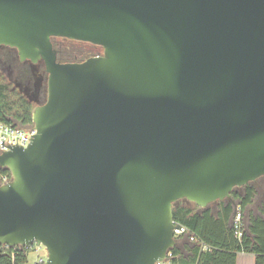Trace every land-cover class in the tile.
I'll use <instances>...</instances> for the list:
<instances>
[{"label": "water", "instance_id": "obj_1", "mask_svg": "<svg viewBox=\"0 0 264 264\" xmlns=\"http://www.w3.org/2000/svg\"><path fill=\"white\" fill-rule=\"evenodd\" d=\"M53 37L104 53L61 62ZM0 45L49 74L31 143L0 153V247L156 264L178 200L264 176V0H0Z\"/></svg>", "mask_w": 264, "mask_h": 264}, {"label": "trees", "instance_id": "obj_2", "mask_svg": "<svg viewBox=\"0 0 264 264\" xmlns=\"http://www.w3.org/2000/svg\"><path fill=\"white\" fill-rule=\"evenodd\" d=\"M57 38L65 37L52 38L59 61L86 60L66 54L55 44ZM92 45L101 54L104 53L102 46ZM0 60H4L0 62L2 67L10 71L5 73V82H0V121L14 126H33V109L45 103L48 98L49 74L45 62L21 61L18 50L5 45H0ZM1 174H8L12 178L8 168L0 167ZM257 194L258 188L255 181H252L243 187H236L231 198L213 202L205 208L186 199L178 200L173 206L174 220L185 226L190 234L177 236L176 245L169 251L168 259L162 263L237 264L238 253L248 252L256 255L255 264H264V204L259 214L249 212L247 222L243 218L241 236L236 234L233 226L236 205L241 207L245 216ZM190 235L197 240L191 241ZM30 251L27 246L3 245L0 247V264H27Z\"/></svg>", "mask_w": 264, "mask_h": 264}, {"label": "built area", "instance_id": "obj_3", "mask_svg": "<svg viewBox=\"0 0 264 264\" xmlns=\"http://www.w3.org/2000/svg\"><path fill=\"white\" fill-rule=\"evenodd\" d=\"M37 130L35 126L22 127L14 126L5 122L0 121V153L10 150L14 146L26 147L31 143L33 136L36 134ZM12 178L8 174L0 175V184H5L11 181ZM233 218V226L236 229V234L238 236L242 235V229L244 226L243 212L239 205H236ZM176 222V221H175ZM177 223V222H176ZM175 235H189V230L182 226L174 230ZM191 241H196V237L190 235ZM44 264V261L41 263ZM156 264H163L161 261L156 262Z\"/></svg>", "mask_w": 264, "mask_h": 264}, {"label": "rangeland", "instance_id": "obj_4", "mask_svg": "<svg viewBox=\"0 0 264 264\" xmlns=\"http://www.w3.org/2000/svg\"><path fill=\"white\" fill-rule=\"evenodd\" d=\"M55 44L59 45L66 54L70 56H76L80 59H87L90 58L89 56H97L101 55L97 48H95L89 42H82V41H75V40H68L65 38H57L55 39ZM96 50V52H95ZM11 51H9L10 53ZM0 62H4V60H0ZM9 69L3 68L0 63V82H5L6 75ZM10 72V71H9ZM14 73V71H11ZM8 74V73H7ZM255 184L258 188V194L256 196L257 204H261L264 202V176L260 177L259 179L255 180ZM243 217L245 221L247 220V215ZM31 251L28 256V263L27 264H41L43 261L45 262L48 258V252L45 246H38L36 244L29 246Z\"/></svg>", "mask_w": 264, "mask_h": 264}, {"label": "crops", "instance_id": "obj_5", "mask_svg": "<svg viewBox=\"0 0 264 264\" xmlns=\"http://www.w3.org/2000/svg\"><path fill=\"white\" fill-rule=\"evenodd\" d=\"M264 202L261 204H257L256 197L253 202L248 206L246 215L248 216L249 212H253L254 214L260 213V208L263 206ZM245 215V216H246ZM247 222V220H246ZM256 263V255L248 252H239L237 255V264H255Z\"/></svg>", "mask_w": 264, "mask_h": 264}]
</instances>
